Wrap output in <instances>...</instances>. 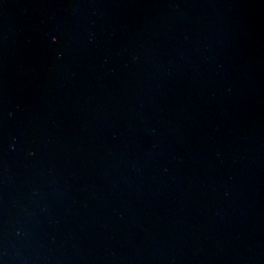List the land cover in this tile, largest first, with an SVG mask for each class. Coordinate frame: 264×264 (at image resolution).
Returning <instances> with one entry per match:
<instances>
[{
  "label": "water",
  "instance_id": "95a60500",
  "mask_svg": "<svg viewBox=\"0 0 264 264\" xmlns=\"http://www.w3.org/2000/svg\"><path fill=\"white\" fill-rule=\"evenodd\" d=\"M0 264H264V0H0Z\"/></svg>",
  "mask_w": 264,
  "mask_h": 264
}]
</instances>
